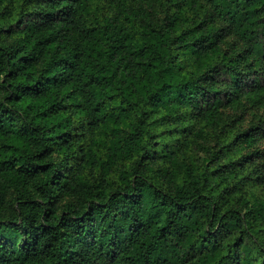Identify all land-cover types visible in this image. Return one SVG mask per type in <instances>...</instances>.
I'll return each mask as SVG.
<instances>
[{"label": "clouds", "instance_id": "1", "mask_svg": "<svg viewBox=\"0 0 264 264\" xmlns=\"http://www.w3.org/2000/svg\"><path fill=\"white\" fill-rule=\"evenodd\" d=\"M0 264H264V0H0Z\"/></svg>", "mask_w": 264, "mask_h": 264}]
</instances>
